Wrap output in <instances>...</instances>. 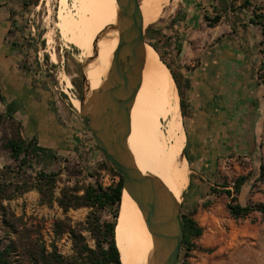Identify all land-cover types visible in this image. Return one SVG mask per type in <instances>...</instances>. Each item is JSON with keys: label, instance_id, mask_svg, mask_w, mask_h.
Returning <instances> with one entry per match:
<instances>
[{"label": "rangeland", "instance_id": "1", "mask_svg": "<svg viewBox=\"0 0 264 264\" xmlns=\"http://www.w3.org/2000/svg\"><path fill=\"white\" fill-rule=\"evenodd\" d=\"M4 6L7 7L4 9ZM62 7V0H0V10L4 11L2 18L15 20L11 27L14 33L9 38L14 39L24 50L21 69L26 78H30L33 87L42 88V93L33 92L31 95L37 99L42 96L46 98L52 96L54 90L62 103L50 108L49 113L54 116L52 120H66L73 124L72 128L79 124L86 129V134L79 139L71 133L70 140L66 138L63 144L38 139L40 145H48L47 148L56 153V158L40 156L33 159L32 167L22 165L13 158L8 142L19 137L31 140L22 124L29 109L20 108L13 117L10 116L8 103L13 98L4 91L0 82V183L23 182L27 176H35L37 171L45 168L60 172L58 194L66 185L81 187L95 179L109 185L119 180V176L109 168L107 157L85 124L80 108L75 107L72 101L73 97L82 98L83 77L80 71L86 57H83L81 49L64 38L59 28ZM166 8V13L158 21L146 25L147 29L155 24L156 33L151 42L157 46L160 58L162 56L173 71L179 73L178 68L186 50L194 44L200 47L214 45L212 35L215 32V40L223 42L224 51L229 46L230 52L239 55V101L243 105L253 102L256 108H261L255 123V130H258L255 146L247 143L249 147L235 151L220 161L217 175L213 177V185L208 192L211 196L199 203L198 207L188 210L186 191L189 185L183 192L181 213L195 211V219L204 228L203 235L196 240L200 248L191 251L189 264H264V215L260 211H253L246 217L235 218L227 207L231 198L223 188L225 181L232 184L239 176H248L237 196L238 201L249 206L264 204V36L261 27L251 22L255 13L264 16V0H179L172 9ZM74 9L75 0H68L65 12L75 14ZM178 11L181 16L191 18L189 24L185 23V27L190 30L187 36H184L186 31L179 28L178 21L177 24L172 22L177 18ZM216 14H222V20L210 29L206 18L212 19ZM67 77L72 86H68ZM245 108L249 111L247 106ZM186 112V117L182 115L184 129L189 116L188 109ZM246 114L248 116L249 112ZM45 135L43 131L42 137L45 138ZM238 142L245 143L240 140ZM189 176L191 179V171ZM215 184H218L217 193L212 192ZM14 194V198L5 203L10 204L18 215L24 214L27 218L35 217L41 221L43 236L50 244L55 239L54 219L63 216L62 209L57 204L52 208L41 206L37 190ZM87 213L88 209L83 208L71 210L69 215L74 220H83ZM57 244L64 253H72L69 237L65 236ZM180 255L178 262L184 264L185 247L181 248Z\"/></svg>", "mask_w": 264, "mask_h": 264}, {"label": "trees", "instance_id": "2", "mask_svg": "<svg viewBox=\"0 0 264 264\" xmlns=\"http://www.w3.org/2000/svg\"><path fill=\"white\" fill-rule=\"evenodd\" d=\"M13 14L12 12L11 17ZM222 17V14H216L214 18L206 19L208 25L214 27L220 23ZM187 18V15L181 16L180 11H178L177 18L173 19L172 22L177 24L176 21H178L180 29L186 28ZM251 22L261 27L264 36L263 14L255 13ZM155 33V24H151L146 29L145 40L158 51L157 46L151 42ZM161 59L164 61L162 56ZM167 66L179 90L182 115L186 117L188 103L185 89L189 87V83L182 75L174 72L169 64ZM182 80L184 84H182ZM8 109L10 116L13 117L19 110L18 102L13 100L8 103ZM250 145L253 147L255 143H250ZM8 147L15 160L22 165L28 164L30 167H32L34 158L40 156L56 158V153L53 150L38 143L37 136L29 141L22 137L11 139L8 142ZM185 155L190 167H192L187 147L185 148ZM108 165L111 171L119 176L118 181L105 185L100 180L95 179L94 182H89L81 187L66 185L59 194L57 189L60 172L45 168L37 171L35 176H27L23 182L0 183V264L18 262H24V264H122L121 253L116 240V228L122 205L124 179L121 172L115 170L109 162ZM263 167L264 165H262V169ZM247 179L248 176L242 175L234 179L232 184L228 181L223 184L224 192L231 198L227 204L228 210L235 218L246 217L253 211H260L264 215V204L249 206L242 205L238 201L237 196ZM217 185L212 187V192L217 193ZM32 190L39 192L41 206L52 208L57 204L63 211V216L54 219L55 239L50 244L43 236L40 227L41 221H37L35 217L34 219L27 218L24 214L18 215L10 204L5 203L6 200L14 198L16 195L14 192L24 194ZM83 208L88 209L85 219L74 220L69 215L71 210ZM194 215L195 211L181 213L185 232L181 247H185L186 250L184 264H189L188 257L191 255V251L200 248L196 240L204 233V228ZM65 236L72 241L71 254L61 251L57 244ZM178 263L180 264V262Z\"/></svg>", "mask_w": 264, "mask_h": 264}, {"label": "bare ground", "instance_id": "3", "mask_svg": "<svg viewBox=\"0 0 264 264\" xmlns=\"http://www.w3.org/2000/svg\"><path fill=\"white\" fill-rule=\"evenodd\" d=\"M178 1H140L145 26ZM62 4L59 28L67 41L82 50L83 57L93 58L86 65L85 73L91 90H96L108 76L119 41L118 0H75V14L65 12L68 0H62ZM53 57L56 59L55 54ZM67 80L68 86H72L70 78ZM72 101L75 107H81L80 99L73 97ZM185 146L186 132L177 85L157 50L148 43L142 84L132 112L129 148L140 171L158 177L179 200L190 182L189 161L183 156ZM116 240L122 264H152L154 238L142 211L126 190Z\"/></svg>", "mask_w": 264, "mask_h": 264}, {"label": "crops", "instance_id": "4", "mask_svg": "<svg viewBox=\"0 0 264 264\" xmlns=\"http://www.w3.org/2000/svg\"><path fill=\"white\" fill-rule=\"evenodd\" d=\"M6 7L4 6V9ZM2 9L0 82L4 91L12 95V101L18 102L19 109H29L26 120L22 121L27 137L32 139L37 136L41 141H57L62 144L66 138L70 140L71 133L78 139L81 138L86 134V129L79 124L72 128L73 124L66 120H52L54 116L49 113L50 108L58 107L62 103L54 90L52 96L46 98L42 96L37 99L31 95L33 92L42 93V88L33 87L30 78L27 79L22 71L24 50L14 39L9 38L14 33L11 28L12 20L2 18ZM189 20L191 18L187 19V24ZM182 30L186 31L184 36L190 31L189 28ZM212 36L214 45H192L186 50L178 68L179 74L189 83V87L185 89L189 113L185 124L186 147L192 162V177L186 191L188 210L198 207L199 203L211 196L208 192L213 185V177L217 175L220 161L235 151H243L249 147L247 143H256L257 139L258 130H255V123L261 108H256V103L253 102L243 105L239 101V55L230 52L229 46L224 51L223 42L215 40L217 34L214 32ZM184 42L186 43V40ZM53 101H56V104ZM246 106L249 111H246ZM43 131L45 138L42 137ZM239 140L246 144L238 142Z\"/></svg>", "mask_w": 264, "mask_h": 264}, {"label": "water", "instance_id": "5", "mask_svg": "<svg viewBox=\"0 0 264 264\" xmlns=\"http://www.w3.org/2000/svg\"><path fill=\"white\" fill-rule=\"evenodd\" d=\"M119 41L105 82L91 90L85 67L80 113L97 146L123 175L124 190L142 211L154 238L152 264H178L185 232L181 199L150 173H142L129 148L132 112L146 63V26L140 0H118ZM99 38V37H98ZM97 38V40H98ZM97 40L93 43L94 56ZM185 155V149L183 151Z\"/></svg>", "mask_w": 264, "mask_h": 264}]
</instances>
